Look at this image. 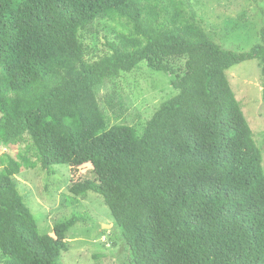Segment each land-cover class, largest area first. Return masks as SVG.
I'll return each instance as SVG.
<instances>
[{
  "label": "trees",
  "instance_id": "16d2710c",
  "mask_svg": "<svg viewBox=\"0 0 264 264\" xmlns=\"http://www.w3.org/2000/svg\"><path fill=\"white\" fill-rule=\"evenodd\" d=\"M107 23L120 30L100 54ZM260 36L224 49L190 0H0V149L34 144L0 168V263L60 264L81 219L41 234L16 175L68 164L69 191L103 196L131 264H264L263 151L227 75L261 60L264 99ZM154 59L176 94L142 127L111 124L124 108L100 90Z\"/></svg>",
  "mask_w": 264,
  "mask_h": 264
},
{
  "label": "rangeland",
  "instance_id": "374dc122",
  "mask_svg": "<svg viewBox=\"0 0 264 264\" xmlns=\"http://www.w3.org/2000/svg\"><path fill=\"white\" fill-rule=\"evenodd\" d=\"M203 18L208 36L224 49L242 51L261 42L260 29L264 26V0H190ZM120 26L106 24L91 38L98 53L106 51L108 38H115ZM156 59L142 62L130 72L102 88L99 99L108 110L103 96L117 91L115 99L121 101V118L112 119L111 124L128 123L142 127L158 110L160 105L176 94L172 72L156 68ZM262 62L247 60L227 70L232 89L241 102L247 120L254 130L256 140L262 147L264 157V99ZM182 76L183 73L179 72ZM119 108V107H118ZM1 118V112H0ZM33 140L26 134L17 145L0 149V168L8 163L10 156L17 157L33 147ZM83 178H95L91 164L79 168ZM73 171L68 164H58L49 169L38 166L24 168L16 175L18 188L26 204L32 210L41 234L54 235V226L72 216L81 219L67 232L70 249L63 252L60 264H131V255L122 232L104 198L89 191L77 196L69 191ZM1 264V263H0Z\"/></svg>",
  "mask_w": 264,
  "mask_h": 264
}]
</instances>
